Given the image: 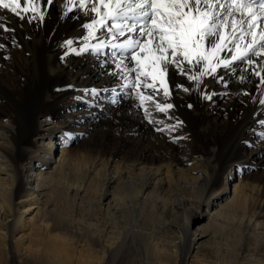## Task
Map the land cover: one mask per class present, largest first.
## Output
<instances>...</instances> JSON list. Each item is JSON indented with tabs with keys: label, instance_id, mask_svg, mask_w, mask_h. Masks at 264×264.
<instances>
[{
	"label": "bare ground",
	"instance_id": "1",
	"mask_svg": "<svg viewBox=\"0 0 264 264\" xmlns=\"http://www.w3.org/2000/svg\"><path fill=\"white\" fill-rule=\"evenodd\" d=\"M41 4L42 22L28 24L6 11L0 21L15 28L0 30V263L6 257L12 264H112L130 247V264H176L168 254L175 243L153 236V219L163 209L168 216L183 213L187 244L177 264H195L202 235L189 231L188 223L205 207L201 215L214 226L213 259L264 264V173L239 175L238 155L246 151L231 133L262 126L264 106L254 99L264 98L258 78L240 83L238 74L221 70L227 87L207 79L205 91L228 92L222 127L213 122L217 99L174 91L173 115L184 124L166 134L144 119L137 100L111 94L99 143L74 153L66 121L74 110L67 105L83 93L93 99L91 90L102 83L121 82L108 74L110 66H102L105 56L73 53L62 61L63 42L73 39L78 47L90 18L75 11L62 18V0ZM171 83L189 85L174 72ZM154 116L176 123L161 113ZM173 136L190 138L173 143Z\"/></svg>",
	"mask_w": 264,
	"mask_h": 264
},
{
	"label": "snow or ice",
	"instance_id": "2",
	"mask_svg": "<svg viewBox=\"0 0 264 264\" xmlns=\"http://www.w3.org/2000/svg\"><path fill=\"white\" fill-rule=\"evenodd\" d=\"M54 2L43 0L47 5ZM62 3L66 8L62 18L75 11L90 18V22L83 24L87 35L78 47H73V39L63 42L62 47L67 50L61 60L73 53L105 56L102 66L111 67L108 74L121 82L120 92L138 101L136 106L143 111L144 119L158 125L157 132L172 133L184 124L173 115L174 91L198 92L202 99L212 101L217 93L205 91L206 81L211 78L227 87L221 70L238 74L240 83L249 81L250 76L257 77L256 88L264 95V0H62ZM5 11L28 24L45 19L41 0H0V21L5 19ZM0 30L8 33L15 28L0 22ZM173 72L186 78L189 85L172 84ZM112 91L116 93L115 88ZM91 93L98 94L96 89ZM254 99L264 106V98ZM112 103L118 100L114 97ZM187 107L191 109L193 105L189 103ZM154 112L175 119L176 123L166 124L156 119ZM259 123L264 125V121ZM189 138L171 137L173 143Z\"/></svg>",
	"mask_w": 264,
	"mask_h": 264
},
{
	"label": "rangeland",
	"instance_id": "3",
	"mask_svg": "<svg viewBox=\"0 0 264 264\" xmlns=\"http://www.w3.org/2000/svg\"><path fill=\"white\" fill-rule=\"evenodd\" d=\"M119 84L102 83L97 87L98 94L95 95L93 99H90L86 93H83L84 97H82L81 100H75L69 105H67L69 108V112L74 110L72 115L67 116L66 118L67 127H69V146H72L74 148V153L83 154L84 150L83 148H79L80 146H85L87 148L88 146H91V144L94 142L99 143L101 137L103 136L102 133H104L105 130V121L107 115L109 113L111 114V111L107 109L110 102L109 96L111 94L115 96L123 94L120 92ZM113 88L116 89V93H113ZM215 93H217V95H215L214 98L220 102V105L214 106L215 113L213 116V122L217 126L222 127L226 124L225 112L222 110V107L225 103L224 98L227 96L228 92L222 88L216 90ZM89 107H94L96 110L93 112H88L87 109ZM58 132L62 133V130L59 129ZM231 133L232 138L240 140V143L238 145L239 149H244L246 151V154L243 156L238 155L239 149L235 151V153L238 155L237 162H240L239 164H237V169H239V175L242 174L244 176H247L250 174L251 176H253L260 173H264V125L260 126L259 128L249 129L246 132H243L239 128H232ZM108 140L109 139H106L105 142L107 143ZM108 143V146L112 145L111 141H109ZM59 149L60 145L57 141L56 144H54V153H56V155L59 153ZM234 175L235 178L238 176V173H234ZM101 179L102 175L100 176V180ZM27 185L29 188H32L34 186V182L30 180ZM98 185L99 182L96 183V186L94 188L98 189ZM79 203L81 206L87 205V203ZM200 212L202 214H206L205 207H202L200 209ZM201 213H195L188 223V227L190 228L189 231L196 233L201 232L202 235V237H200V235H197V242L200 244V249L195 252L196 254L194 253V263L219 264L221 260H215L210 256L214 253V243L209 238V235L210 232L213 231L214 226L211 220H209L210 218L208 217V215H201ZM73 214H76V211H74ZM177 214L178 216L176 214H171L170 216H168L166 215L165 210L162 209L161 211H159L158 216H155L153 219L156 223L153 229L154 240L159 241L156 238L158 237L159 239L163 240L171 239L175 243V245L172 247V250L168 254H173L171 260L174 261L176 264L179 261L181 250L187 244L185 223L182 220L184 218L182 217L183 213L178 212ZM169 225H172L174 227H171L169 229ZM230 240H232V238L228 239L227 241ZM219 241V246H225L224 244H226V242L224 239H219ZM132 251L133 249H130V247H126L123 251L122 256H118L116 261H113L112 264H130L128 257L130 256V253H132ZM4 259V262H1L0 264H12L10 261L8 262V260H6V257Z\"/></svg>",
	"mask_w": 264,
	"mask_h": 264
}]
</instances>
